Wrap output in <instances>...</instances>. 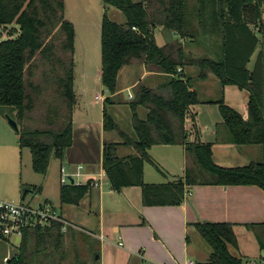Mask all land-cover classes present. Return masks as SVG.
<instances>
[{
	"label": "trees",
	"instance_id": "trees-1",
	"mask_svg": "<svg viewBox=\"0 0 264 264\" xmlns=\"http://www.w3.org/2000/svg\"><path fill=\"white\" fill-rule=\"evenodd\" d=\"M106 6L118 7L126 20H112L105 12L101 25V80L108 93L118 91V76L123 66L145 63L150 70L165 75L158 85L139 83L128 102L132 132L120 128L107 105L113 97H105L104 128L116 130L121 141L106 140L103 167L115 189L141 185L144 202L179 204L184 195L182 181L146 183L144 165L152 163L148 149L155 144H185L187 115L200 102L190 76L179 67L195 65L198 77L210 73L222 85L235 84L250 95L248 117L229 106L221 97L219 104L230 139L236 144H260L263 161L245 166L227 167L214 162L210 144L193 147L199 164L212 176L213 183L257 184L264 189V57L259 51L253 67H249L260 38L255 27L262 21L264 0H103ZM12 25L9 37L0 39V114H9L19 125L20 147L29 148L35 172L45 175L52 158L60 162L74 139L73 112L77 102L75 82V27L67 17L65 0H0V27ZM161 26L177 32L175 40L162 46L154 36ZM185 39L186 44L180 39ZM196 44L206 51L202 55L187 53ZM42 66V80H35L34 70ZM45 99V93L48 92ZM53 92V93H52ZM147 113L141 117L140 107ZM133 152L121 156L119 145ZM190 149V148H189ZM188 183L196 181L190 179ZM91 185H62V204H79ZM199 232L211 245L206 264H243L230 248L237 247L233 224L199 222ZM252 227H256L252 225ZM62 223L25 230L17 252L5 264H41L39 244L63 240ZM264 231V228H263ZM258 238L264 247V233ZM37 247V248H36ZM43 252V251H41ZM94 264H99L98 248H91ZM44 256H49L47 255ZM79 264H82L79 263Z\"/></svg>",
	"mask_w": 264,
	"mask_h": 264
},
{
	"label": "crops",
	"instance_id": "crops-1",
	"mask_svg": "<svg viewBox=\"0 0 264 264\" xmlns=\"http://www.w3.org/2000/svg\"><path fill=\"white\" fill-rule=\"evenodd\" d=\"M92 2H96L99 7L98 11L89 10L88 15L94 14L97 26L100 27L96 57L100 58L102 68L101 25L104 13L108 14V10L111 11L114 6H106L103 0ZM262 8V21L255 27L260 43L251 57L250 68L253 67L260 50L264 57V3ZM66 9L68 12L67 3ZM67 16L69 17V12ZM116 16L115 21L124 20L121 13ZM69 19L75 27V63L78 31L76 22L72 18ZM153 32L160 46L175 40L178 36V33L170 32L161 26L155 27ZM180 41L186 44L185 39L181 38ZM186 51L195 55L206 52L203 47L196 44L187 46ZM128 65H132L130 67L135 69L138 75L131 79L129 73L133 71L129 68L124 72L125 81L120 82L119 78L123 71L121 69L118 76V91L114 95L108 93L102 83L100 89L94 90L92 97L87 82L82 85V93H78L73 112L74 141L66 150L62 162H58L57 168L60 171L61 165L66 164L65 160L74 172L77 166L81 165V174L74 178L82 181L97 180L99 184L91 185L89 193L79 204H62L61 201L60 204H55L48 198L42 200L51 201L62 217L70 222L67 229H61V232L64 235L68 233L71 237L75 234H87L91 244H94L91 248H98L96 258H99V264H181L188 259L196 260L198 264H206L212 247L199 232L196 224L229 222L233 224L237 238V247H231V252L242 258L243 264L264 257V247L258 238V233L259 235L264 233V189L257 184L213 183L212 176L199 164L193 149L199 144H210L212 158L221 166L239 167L263 161V148L260 144H236L231 141L219 104L215 102L223 97L229 106L247 118L250 93L246 88H240L235 84L222 85L213 73L205 79L197 78L199 69L195 65L179 67L180 73L184 76L191 75L192 71L195 73L191 83L198 92L200 102L192 106L187 115L188 131L185 144H155L148 149L152 163H145L143 179L146 183L182 181L184 195L181 203L148 205L144 202V190L141 185H130L121 189L111 186L103 167L104 142L106 140L120 142L122 139L116 130H105L103 114L105 98L101 101L96 96L113 97L114 103L108 104L107 107L109 110L111 107L110 112L117 121L119 106L132 99V90L137 84L155 86L165 79L163 73L150 70L145 63ZM97 72L98 76H101L102 69ZM74 88L77 91L75 82ZM125 90L128 91L127 100L121 96ZM130 93L132 97L129 96ZM97 108H100V112ZM139 113L141 117H145L147 109L141 106ZM6 125V118L0 114V129L9 133ZM16 135L18 142V131ZM132 152V147L128 145L118 146V153L121 156ZM49 170L50 165L46 174ZM188 171L192 176L190 179H196L193 183L186 180ZM37 189L43 190V186L28 191ZM12 239L0 237V264L7 263L17 252L20 240ZM41 251L37 257L42 264L48 256H44L47 255L43 254L44 249Z\"/></svg>",
	"mask_w": 264,
	"mask_h": 264
},
{
	"label": "rangeland",
	"instance_id": "rangeland-1",
	"mask_svg": "<svg viewBox=\"0 0 264 264\" xmlns=\"http://www.w3.org/2000/svg\"><path fill=\"white\" fill-rule=\"evenodd\" d=\"M66 3L69 9V17H67L72 18L76 22L78 31L75 46V83L77 86V97L78 93H82L81 88L82 85L84 86V82H87L86 84L90 89V93L92 94V97H94V90H96V88L100 89L102 85V82L100 81L101 76H98L97 72L98 70L100 71V69H102L101 60L100 58L96 57L100 27L97 26V20L94 19L96 16H94V14H88H90L89 10L93 11L95 9L98 11L97 8L99 7L97 3L92 2V0H66ZM68 12L66 9V13ZM118 13L123 15L124 20L122 22H124L126 17L118 7L114 6L112 7L111 11L108 10V16H110V18L113 20L117 19L116 14ZM11 29L12 25L0 27V39L9 37ZM97 60H99L98 65H96ZM42 66L43 65H40L34 70L33 77L35 80H42ZM130 66L132 65H127L122 68L123 71L119 78L120 82L125 81L124 72L129 70V68H132ZM97 67H99V69H97ZM132 71V73H129V77L134 79L135 76L138 75V72L133 68ZM194 74L195 73L192 71L191 75L189 74L188 76H190L193 80ZM132 91L134 97V89ZM47 94H50L49 91L45 93L44 97H46ZM127 94L128 91L125 90L121 96L127 100ZM104 98L105 97L102 95H99V100L103 101ZM45 99L49 100L48 97ZM97 109L98 112H100V108ZM143 110L145 111V109ZM118 113L119 116L117 123L119 124L120 128L131 133V110L129 103L126 102L124 105H120ZM6 121V126L9 130V133L0 129V198L21 201L23 200V194L27 189L35 187L40 188L43 186V190L37 189L32 192L28 191L25 201L36 204L48 198L51 199L55 204H60L59 191L61 188V183L60 171L57 168L59 160L56 158L51 159L50 170L48 174H46V177L43 174L35 172L32 166V155L29 148L20 147L17 142V131L12 128L7 118ZM65 162L66 164L64 163V165L69 167L68 162L66 160ZM201 238L204 242H206L203 237ZM12 240L11 242H13ZM55 241L56 240L53 239L47 241L46 244L41 243L38 245L44 249L43 254H49L45 260V263L42 264H79L81 262L82 264H94L93 256L90 250L94 244H91V240L87 234H75L73 237H71L68 233H65L63 240L59 241V247L57 248L54 246L56 243Z\"/></svg>",
	"mask_w": 264,
	"mask_h": 264
},
{
	"label": "built area",
	"instance_id": "built-area-1",
	"mask_svg": "<svg viewBox=\"0 0 264 264\" xmlns=\"http://www.w3.org/2000/svg\"><path fill=\"white\" fill-rule=\"evenodd\" d=\"M132 97V94L129 95ZM99 99V95L96 96ZM81 165H78L74 172L64 164L60 168V182L62 185L75 183L78 185L90 184L98 185L97 180L82 181L75 179L74 176L81 174ZM62 223V230H66L70 222L65 220L60 214L58 208L51 201H42L36 204L21 201H14L8 198H0V237L1 238H19L21 241L25 230L34 229L39 226H51L53 222ZM181 264H198L196 260L188 259ZM248 264H264V257L251 260Z\"/></svg>",
	"mask_w": 264,
	"mask_h": 264
},
{
	"label": "water",
	"instance_id": "water-1",
	"mask_svg": "<svg viewBox=\"0 0 264 264\" xmlns=\"http://www.w3.org/2000/svg\"><path fill=\"white\" fill-rule=\"evenodd\" d=\"M175 33L177 32L175 31ZM6 118L8 119V122L12 126V128H14L16 131H19L20 128H19L17 121L13 119L9 114H6ZM27 193H28V189L24 192L23 197H22L23 199H25Z\"/></svg>",
	"mask_w": 264,
	"mask_h": 264
}]
</instances>
